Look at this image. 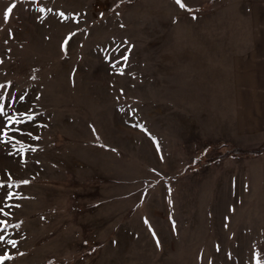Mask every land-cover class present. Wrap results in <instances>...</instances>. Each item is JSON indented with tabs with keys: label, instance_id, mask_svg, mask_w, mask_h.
<instances>
[{
	"label": "rangeland",
	"instance_id": "rangeland-1",
	"mask_svg": "<svg viewBox=\"0 0 264 264\" xmlns=\"http://www.w3.org/2000/svg\"><path fill=\"white\" fill-rule=\"evenodd\" d=\"M259 1L0 0V264H264Z\"/></svg>",
	"mask_w": 264,
	"mask_h": 264
},
{
	"label": "crops",
	"instance_id": "crops-1",
	"mask_svg": "<svg viewBox=\"0 0 264 264\" xmlns=\"http://www.w3.org/2000/svg\"><path fill=\"white\" fill-rule=\"evenodd\" d=\"M250 22L254 29L247 34L246 47L236 59L234 78L238 99L245 103L246 132L264 135V1L252 5ZM255 157L254 162H264V152Z\"/></svg>",
	"mask_w": 264,
	"mask_h": 264
},
{
	"label": "trees",
	"instance_id": "trees-1",
	"mask_svg": "<svg viewBox=\"0 0 264 264\" xmlns=\"http://www.w3.org/2000/svg\"><path fill=\"white\" fill-rule=\"evenodd\" d=\"M263 151H264V146L261 147V148H259V149H256V150H248V149H243V148H233V149L225 152L224 154H222L220 157H225V156L231 155L233 153H252V154H259V153H261ZM217 157H219V156H215V157L209 158L204 163H211V161L215 160ZM50 264H59V263L50 262Z\"/></svg>",
	"mask_w": 264,
	"mask_h": 264
},
{
	"label": "snow or ice",
	"instance_id": "snow-or-ice-1",
	"mask_svg": "<svg viewBox=\"0 0 264 264\" xmlns=\"http://www.w3.org/2000/svg\"><path fill=\"white\" fill-rule=\"evenodd\" d=\"M175 2L181 7V8H185L186 7V5L185 4H183L182 2H181V0H175ZM12 12V8H9V9H7V12H6V14H5V20H7V18H8V13H11ZM0 212H2V209H0ZM5 215H6V213H5ZM3 239V237H0V240H2ZM12 243H15V242H12ZM3 258L2 257H0V260H2Z\"/></svg>",
	"mask_w": 264,
	"mask_h": 264
}]
</instances>
